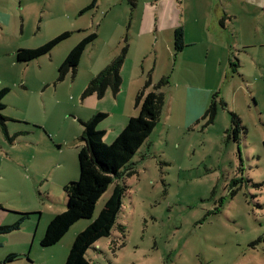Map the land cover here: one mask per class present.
I'll use <instances>...</instances> for the list:
<instances>
[{
    "label": "rangeland",
    "instance_id": "374dc122",
    "mask_svg": "<svg viewBox=\"0 0 264 264\" xmlns=\"http://www.w3.org/2000/svg\"><path fill=\"white\" fill-rule=\"evenodd\" d=\"M175 1L0 0V91L10 90L2 114L12 139L0 125V227L21 222L0 234V264H65L114 187L92 219L75 223L56 245L41 246L50 221L67 209L63 180L79 179L82 122L106 113L98 130L108 132L110 145L127 114L139 115L141 89L151 81L146 93L153 91L163 79L158 124L133 157L134 172L119 180L125 192L116 225L86 258L264 264V18L248 3L228 1L223 11L241 18L222 21L219 0H186L185 7ZM176 27L186 33L180 53ZM67 33L49 54L17 61L18 50ZM91 35L97 38L76 73L62 76L72 49ZM122 55L121 91L85 97L89 83ZM212 103L215 115L204 117ZM11 254L17 259L6 262Z\"/></svg>",
    "mask_w": 264,
    "mask_h": 264
},
{
    "label": "trees",
    "instance_id": "16d2710c",
    "mask_svg": "<svg viewBox=\"0 0 264 264\" xmlns=\"http://www.w3.org/2000/svg\"><path fill=\"white\" fill-rule=\"evenodd\" d=\"M224 16L222 21L231 18V15L227 13ZM68 36V33L61 35L36 49H20L16 52L17 61L25 63L47 55ZM173 37L175 51L182 52L186 47L184 28H177ZM96 38V35H91L72 49L60 68L62 76L70 70L76 73L86 48ZM124 59L123 55L118 57L100 72L89 83L84 96L96 95L101 99L108 89L117 95L121 91V69ZM167 84L168 81L163 79L154 86L153 91L146 93V88L151 85V81L146 83L137 96V104L140 106L139 115L128 120L126 126L110 145L104 141L105 132L98 130L99 125L108 117L106 113H97L87 121L82 122L84 130L80 137L83 146L78 153L79 179L64 186V192L67 196V209L50 221L41 241V246L47 248L56 245L75 223L80 220L92 219L98 201L111 185L114 187L97 218L75 237L65 264H90L86 258L87 251L100 239L111 235L116 225L117 215L122 207V197L125 192V188L119 184V180L134 172L132 159L155 130L165 104V95L161 89ZM9 91L7 88L0 91V125L7 137L8 132L5 123L9 119L2 114V111L6 108L3 99ZM214 112L215 104L212 103L206 110L204 117L214 116ZM238 121L237 116L233 114L230 131L236 136L240 129ZM8 139L12 140L9 137ZM28 216L24 215L21 221H24ZM20 225L21 222L0 227V234L19 229ZM120 229L123 228L120 227ZM17 257L16 254H11L7 257L6 262H13Z\"/></svg>",
    "mask_w": 264,
    "mask_h": 264
},
{
    "label": "crops",
    "instance_id": "0c3cea01",
    "mask_svg": "<svg viewBox=\"0 0 264 264\" xmlns=\"http://www.w3.org/2000/svg\"><path fill=\"white\" fill-rule=\"evenodd\" d=\"M174 1V0H173ZM192 1V0H191ZM230 2V3H232V4H234V3H236V2H240V3H244V4H247L248 3V5H251V6H254V7H259V14L257 15V17L259 18V19H262V18H264V0H219V4L221 5V6H219V4H218V6H216L217 8H219L220 9V11H223L225 8H224V4H226L227 2ZM175 2H179L180 4H181V6L182 7H185L186 5V0H177V1H175ZM209 2H210V4H211V0H209ZM218 9V10H219ZM224 13H228V12H226V11H223ZM222 12V13H223ZM233 18L235 17V19L236 18H241V15H239V14H237V13H235V14H233L232 13V15H231ZM176 29H177V27H176ZM184 32H185V30H184ZM185 37H186V33H185ZM139 91V90H138ZM135 108L138 110V108H137V106H135ZM139 111V110H138ZM134 116H136V115H134V114H127V116H126V118H125V121H123L122 122V124L118 127V128H114L113 129V131H115L114 132V140H115V138L119 135V133L122 131V129L126 126V124H127V122H128V120L131 118V117H134ZM101 131H104L105 132V136H104V141H105V143L106 144H108L107 143V141H106V136H107V134H108V132L106 131V130H101ZM113 140V141H114ZM70 178H66L65 180H63V182H62V185H66L67 183H69V180ZM73 180H75V179H73Z\"/></svg>",
    "mask_w": 264,
    "mask_h": 264
}]
</instances>
